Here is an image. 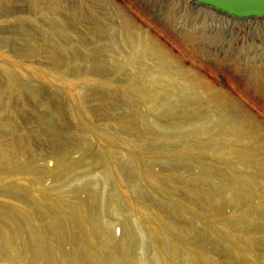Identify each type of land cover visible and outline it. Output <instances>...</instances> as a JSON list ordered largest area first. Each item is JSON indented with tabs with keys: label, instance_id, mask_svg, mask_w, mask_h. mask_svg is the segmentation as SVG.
I'll return each mask as SVG.
<instances>
[{
	"label": "rangeland",
	"instance_id": "obj_1",
	"mask_svg": "<svg viewBox=\"0 0 264 264\" xmlns=\"http://www.w3.org/2000/svg\"><path fill=\"white\" fill-rule=\"evenodd\" d=\"M103 1L87 0L73 26L56 30L49 3L44 14L33 0H0V142L46 191L37 199L54 203L50 218L81 207L117 242L118 218L130 222L132 246L112 254L115 264H141L155 249L173 264H264V16L232 19L190 0ZM114 5L216 100L178 78L138 75V65L120 64L125 52L87 35L90 25L115 31L105 14ZM185 32L191 46L179 41ZM218 126L237 128L233 145ZM47 222L52 259L72 264L71 243H58ZM26 238H11L0 264H31L17 248Z\"/></svg>",
	"mask_w": 264,
	"mask_h": 264
},
{
	"label": "bare ground",
	"instance_id": "obj_2",
	"mask_svg": "<svg viewBox=\"0 0 264 264\" xmlns=\"http://www.w3.org/2000/svg\"><path fill=\"white\" fill-rule=\"evenodd\" d=\"M33 1L36 3L35 8L44 14H46L47 10L41 6V3H49V8L46 7L48 10L50 9V14H53L49 18L52 20L51 24L56 30L61 28L62 23L73 26L82 14L83 6L87 4V0H77L74 4H68L69 0ZM105 14H109L110 17L108 19L111 18L110 25L114 24L112 27L115 31L108 33L97 25H90V29L86 33L91 37L95 35L100 40L108 41L119 52H125L126 55L120 54V64L138 65V75L156 76L157 78L167 76L172 81H177L178 78L187 86L192 87L190 94L202 93L207 97L208 101L216 100V94L213 91L206 93L195 89L198 83V74L186 69L183 65V60L178 55L174 54L157 36L140 26L132 17L125 15L117 5H114ZM83 32L85 33V30L80 33V38L82 39L86 38ZM192 40L193 36L185 32L179 41L183 45L191 46ZM230 58L234 59L235 56L230 55ZM254 75L257 77L261 76L255 72ZM182 76H187L188 78ZM12 80V78H9L7 89H13ZM193 99L195 98L193 97ZM236 131V127L235 129L217 127V132L228 141H226L228 145H233ZM243 164L247 167L249 164L248 160L243 159ZM259 169V175L264 182V169L261 166ZM141 174L147 181L151 180L150 174L143 166L141 167ZM24 181H26V184H24ZM34 191H40L42 194L46 193V191L41 190L32 170L23 168L18 163L17 153L10 143L2 144L0 142V198L3 199H0V252H4L12 244L11 238H14L16 234L25 232L27 234L26 241L21 242L17 248L21 253L29 256L31 264H62L61 261L56 262L52 259L49 253L52 251V247L44 242L42 238L41 219H48L47 228L55 235L58 243L63 240L71 243L72 246L68 254L72 264H115L112 262V254L115 251L124 256L129 253V249L132 246L131 224L125 217H120L117 221L122 230V239L117 242L112 238V234L108 229L100 228L96 220L91 219L86 210L81 207H72L63 211L58 209L59 212H62L61 215L56 219L50 218V214L56 209L54 203L50 201V198L47 202H40V199H37V194L34 195ZM158 192L162 193L159 190ZM89 197L92 199V204L95 205V194L91 193ZM200 198L198 199L204 203H209L206 197ZM219 203L218 201L217 205ZM76 226L77 230H74ZM98 232L101 236L98 235ZM80 233L83 237L79 241ZM77 248L85 263L80 262ZM170 249L172 250L171 247ZM246 251L244 254H248ZM162 254L159 251L157 252L156 249L155 251L152 250L150 259L144 258L145 260H142L141 264H173ZM209 262L206 259L203 261L204 264H209ZM125 264L136 263L129 258Z\"/></svg>",
	"mask_w": 264,
	"mask_h": 264
},
{
	"label": "water",
	"instance_id": "obj_3",
	"mask_svg": "<svg viewBox=\"0 0 264 264\" xmlns=\"http://www.w3.org/2000/svg\"><path fill=\"white\" fill-rule=\"evenodd\" d=\"M232 19L264 16V0H190Z\"/></svg>",
	"mask_w": 264,
	"mask_h": 264
}]
</instances>
